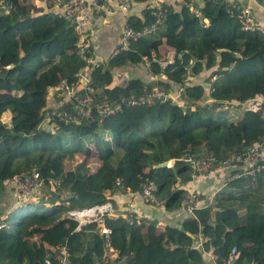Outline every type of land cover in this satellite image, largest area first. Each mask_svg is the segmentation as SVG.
<instances>
[{"label":"trees","instance_id":"1","mask_svg":"<svg viewBox=\"0 0 264 264\" xmlns=\"http://www.w3.org/2000/svg\"><path fill=\"white\" fill-rule=\"evenodd\" d=\"M33 1L0 0L6 2L0 8V188L5 179L31 171L39 173L44 186L5 218L0 264H60L63 257L67 264H112L100 226L110 230L108 241L117 262L191 264L200 260L199 249L191 246L198 224L203 225L202 249H212L217 264L225 262L233 245L239 255L229 264H264L263 172L252 175L251 186L244 179L229 182L213 204L196 208L179 223L168 222L161 231L155 222H126L124 216L104 215L100 223L79 226L66 216L68 209L110 204L105 191L138 192L144 183L154 185L163 210L174 212L191 187L181 186L189 182L185 156L211 152L222 157L264 138V107L247 110L235 121L226 119L227 110L217 109L224 99L242 103L264 96V30H243L239 12L227 11L223 0H200L196 15L183 4L180 10L162 4L144 7L140 17L128 16L134 32L152 31L130 39L126 50H117L90 70L97 100L109 102L149 89L138 79L111 84L114 67L138 64L143 58L151 74L165 77L156 87L167 92L170 85L181 84L182 91L177 101L123 107L97 125L71 118L72 101L54 98L48 105V90L60 78L75 83L85 61L69 21L48 10L53 0ZM256 1L264 7V0ZM157 8L164 9L159 23L151 12ZM162 44L174 52L165 64L157 58ZM205 70L216 76L210 83V106L202 99L208 88L184 78L187 71L195 78ZM5 112L9 122L1 118ZM91 139L99 165L86 174L84 164L72 165V160L85 152ZM168 160L171 165L154 167Z\"/></svg>","mask_w":264,"mask_h":264},{"label":"built area","instance_id":"2","mask_svg":"<svg viewBox=\"0 0 264 264\" xmlns=\"http://www.w3.org/2000/svg\"><path fill=\"white\" fill-rule=\"evenodd\" d=\"M58 2L60 12L58 14L62 15L66 18L71 24L72 28L78 34V37L81 38V28L85 22V16L81 17V9L84 3L87 0H54ZM112 1L118 7V10L122 13H126L130 10L131 4L133 0H108ZM181 3L189 8V10L197 14L196 2L197 0H180ZM90 3L95 6L96 12H103L106 9L105 1L101 0H90ZM6 2H0V8H4ZM227 11L237 10L238 21L243 30H264V25L259 24L250 18V12L247 6H240V4L236 2L227 3L226 7ZM164 9L152 10V14L157 16V20H160L162 17ZM147 29H143L140 33L134 32V30L128 26V24H124L121 29L118 46L110 53V57H112L117 50H126L128 48V42L130 39H135L146 32ZM79 38L78 42V53L85 61V65L81 73L76 74V82L69 83L64 78H60L58 83L51 89L53 97L57 99L59 102L61 101H72L74 111L71 115V118H83L89 121H95V124L100 125L102 118L109 114L112 111H116L117 109L123 107L130 106H140V105H150L153 102H164L168 99L173 100L174 98L170 97L168 93L160 89H146L143 92L132 94L128 97L117 96L116 98L110 100L109 102L101 99L97 100V92L98 88L93 84L90 76L85 74L84 71L87 69H93L98 66V62H94L90 60L88 57V48L89 43L88 39H84L81 41ZM81 41V42H80ZM146 61L145 58L142 59ZM215 76L212 75L210 80H214ZM81 89V91H79ZM212 91V87H208L207 93ZM219 106L221 108H231L235 103L233 101H229L224 99L219 102ZM203 103H201L202 105ZM242 108L244 110L257 111L264 107V96H256L250 99L245 100L242 104ZM92 111L95 112L96 116L92 114ZM48 114H53V111H49ZM55 129V126L53 127ZM185 161L189 167V183L191 185L190 188L187 189V193L182 200L181 210L182 213L191 217L193 215V211L197 208V203L199 200L196 188L194 187V182L201 176L205 174L215 173L217 171L228 170L224 177V184H228L231 181L236 179H244L255 172H264V138L253 142L252 144L246 146L242 150L237 152H232L226 154L222 157H216L214 154L209 152L205 156L195 157L194 155L185 156ZM169 166L170 161H167ZM233 167H239L240 170L230 171ZM5 185H9L13 188L16 193V196L20 202H24L34 196L37 190L42 185V178L39 173L36 171L31 172H21L16 175H13L10 178L5 179L3 182ZM119 182L116 181V184ZM58 183L53 181V185H57ZM187 188L186 186H183ZM155 187L151 183H144L141 185L138 194L141 196L143 202L155 205L157 207H161L162 204L158 201L154 195ZM264 193V187H263ZM214 198L210 196L208 198V203L213 204ZM127 211L124 215V219L126 222H130L134 218L133 212V202L131 198L126 201ZM104 215H109L111 218H116V215L112 213V208L109 203H104L102 205H93L89 207H85L82 209H68L66 210V216L72 219H75L77 225H83L88 222L95 221L97 223L101 222V219ZM136 220V219H135ZM160 223L157 222L156 225ZM5 225V215L0 213V228H3ZM203 225L198 224V230L195 233L194 237L198 240L202 238L201 229ZM100 233L104 239L105 247L104 250H112L108 236L110 230L107 227L100 226ZM61 249V248H60ZM63 251V249H62ZM116 255V252L112 250ZM239 255V251L233 245L230 247V250L227 254V258L223 264H229L232 260L236 259ZM213 259H216V256H212ZM109 260V257L107 258ZM60 264H67L64 260V257L60 259Z\"/></svg>","mask_w":264,"mask_h":264},{"label":"crops","instance_id":"3","mask_svg":"<svg viewBox=\"0 0 264 264\" xmlns=\"http://www.w3.org/2000/svg\"><path fill=\"white\" fill-rule=\"evenodd\" d=\"M102 2L105 1L106 9L103 12H96L95 6L90 3V0H87L81 9V14L85 16V22L84 25L81 28V41H83L85 38L88 39L89 48V59L98 62L99 64L102 62L104 63L106 60L110 58V53L118 46V40L120 36L121 29L123 28L124 24H127V17L132 15L134 17H140L142 14V10L144 7H158L162 4L167 5H173L175 10H180L181 8V1L180 0H147L143 3H137L135 1L132 2L130 10L126 13H122L118 10V7L116 4L112 1L108 0H101ZM225 3L229 2H236L240 4V6H247L250 12V18L254 20L255 22L264 25V7L257 3L256 0H223ZM34 3H38V0H34ZM58 2L52 1L48 3L50 11H54L56 13L60 12ZM196 4L199 6L200 0H197ZM157 23L160 22V20H156ZM205 26V25H204ZM152 31V28H148L145 34H149ZM143 33V34H144ZM80 41V42H81ZM178 44H182L181 39H177ZM173 52V49L170 48L167 45H160L158 47L157 52V58L158 62L160 64H165L168 60V58L171 57ZM154 57V53L152 55ZM146 61H143L138 64H128L124 63L118 67H114L111 70V84H122L128 79H138L140 82L143 83V85L146 87H150L149 89H160L156 87L154 84L155 82H163L165 81V77L160 75H153L146 69ZM90 68L85 70L84 73L87 75H90ZM210 70L201 71L195 78L192 76L190 71H187L184 78H187V81L190 83L195 82H201L205 88V90L211 86V82L216 79V76L211 73L208 75V72ZM214 75V80H210V77ZM202 77V78H200ZM200 78V79H199ZM198 79V80H197ZM205 80L207 82H205ZM97 81H100V77ZM183 85L177 84V85H170V90H168L165 93H168V95L172 98H174V101L179 100L180 93L182 91ZM146 90V89H145ZM143 90V91H145ZM142 91V92H143ZM163 91V90H162ZM208 94L205 91V97L202 98L207 106H210V104L213 102L210 98H208ZM54 97L51 92V90H48V96L47 101L48 105H53L54 103ZM234 102V101H233ZM235 104L231 108H221L219 106L220 103L217 104L218 110H227L229 112V118L226 119L230 121L238 120L242 116V114L246 111L242 108V103L234 102ZM236 109V110H234ZM2 120L5 122H9V114L8 112H5L1 116ZM93 147H91V146ZM86 149L84 153L80 154H74L72 165H74L77 162H82L84 164V171L85 173H91L94 171L97 166L99 165V160L97 158V152L94 149L93 143H90L86 145ZM92 148V151H88V148ZM245 148V147H244ZM88 155L90 156L89 158ZM171 165V162L169 163ZM240 170L239 167H233L230 169V171H236ZM228 170H220L215 173L211 174H205L201 177H199L194 182V187L196 188L197 192H199L198 197V203L197 208H201L204 206H209L208 204V198L210 196L217 195L218 192H225L226 190H223L224 187L227 186V184H224V177ZM262 172V171H261ZM264 176V172H263ZM252 175L244 178L246 185L250 184ZM190 185L189 182L182 183L181 186L188 187ZM251 186V184L249 185ZM232 192V195L236 197L238 194L235 189H230ZM105 195L110 197L112 201H110V204L112 205V213L116 216H124V214L127 211V204L126 201L131 198L133 202V212H134V218L136 220L142 219L145 223L149 222H155V227L158 231L163 230L165 225L168 222H175L179 223V220L181 219H187L189 217L185 216L182 213L181 207L178 208L174 212H167L163 210L162 206L157 207L155 205H150L142 201L141 196L138 194V192H132L128 189H115L114 191H105ZM162 204V201H160ZM20 203L18 200L15 191L13 188L9 185L3 186V188H0V213H3L5 217L8 216L9 213L13 212L14 208ZM163 205V204H162ZM123 218V217H122ZM159 222V225H156V223ZM196 233V232H195ZM193 234V237L195 235ZM204 237L200 240L196 239L194 237V240L192 242V247L199 249L200 253V260L198 262H193L191 264H217L216 259H213L212 256L215 255L212 251V249L209 250H203L202 249V243L204 241ZM105 253L108 254L109 261L112 264H124L123 261H115L116 255L112 252V250H104ZM216 256V255H215Z\"/></svg>","mask_w":264,"mask_h":264},{"label":"rangeland","instance_id":"4","mask_svg":"<svg viewBox=\"0 0 264 264\" xmlns=\"http://www.w3.org/2000/svg\"><path fill=\"white\" fill-rule=\"evenodd\" d=\"M200 78H202V77H200ZM200 78H199V79H200ZM197 80H198V79H197ZM189 81H191V80H189ZM87 142H88V141H87ZM89 142H90V143H93L92 140H90ZM89 142L87 143V145L89 144ZM90 146H91V145H90ZM86 147H87V146H85V149H86ZM91 147H93V146H91ZM88 151H92V148L89 147V148H88ZM92 152H93V151H92ZM89 157H90V156L88 155L87 158H89ZM43 186H44V183L40 186V188H43Z\"/></svg>","mask_w":264,"mask_h":264},{"label":"water","instance_id":"5","mask_svg":"<svg viewBox=\"0 0 264 264\" xmlns=\"http://www.w3.org/2000/svg\"><path fill=\"white\" fill-rule=\"evenodd\" d=\"M168 163L167 162H161V163H157L154 165V167H164V166H167Z\"/></svg>","mask_w":264,"mask_h":264},{"label":"clouds","instance_id":"6","mask_svg":"<svg viewBox=\"0 0 264 264\" xmlns=\"http://www.w3.org/2000/svg\"><path fill=\"white\" fill-rule=\"evenodd\" d=\"M92 139H93V138H92ZM92 139H91V140H92ZM213 198H214V197H213ZM5 218H6V217H5Z\"/></svg>","mask_w":264,"mask_h":264}]
</instances>
